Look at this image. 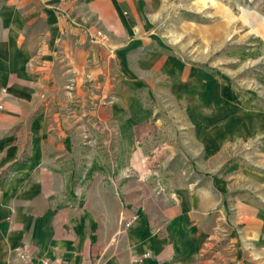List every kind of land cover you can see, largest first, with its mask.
I'll list each match as a JSON object with an SVG mask.
<instances>
[{
    "label": "crops",
    "instance_id": "0c3cea01",
    "mask_svg": "<svg viewBox=\"0 0 264 264\" xmlns=\"http://www.w3.org/2000/svg\"><path fill=\"white\" fill-rule=\"evenodd\" d=\"M4 1L0 264H264V71L159 50L179 0Z\"/></svg>",
    "mask_w": 264,
    "mask_h": 264
},
{
    "label": "rangeland",
    "instance_id": "374dc122",
    "mask_svg": "<svg viewBox=\"0 0 264 264\" xmlns=\"http://www.w3.org/2000/svg\"><path fill=\"white\" fill-rule=\"evenodd\" d=\"M4 2L0 0V6ZM151 32L159 50L187 62L206 65L213 72L242 66L243 78H249L252 72L263 74L264 0H179L166 14L154 16ZM233 54H246L252 59L256 55L261 57L257 56L258 60L252 64H240L229 60ZM199 58L206 61L200 63ZM258 89L259 97L264 100L263 90ZM5 96L2 92L0 103ZM112 159L115 163V157Z\"/></svg>",
    "mask_w": 264,
    "mask_h": 264
},
{
    "label": "built area",
    "instance_id": "2783aa9c",
    "mask_svg": "<svg viewBox=\"0 0 264 264\" xmlns=\"http://www.w3.org/2000/svg\"><path fill=\"white\" fill-rule=\"evenodd\" d=\"M0 109H3V105L2 103H0ZM129 225H127L128 227ZM21 258L24 260V261H29L30 260V256L27 252H23L21 253Z\"/></svg>",
    "mask_w": 264,
    "mask_h": 264
}]
</instances>
